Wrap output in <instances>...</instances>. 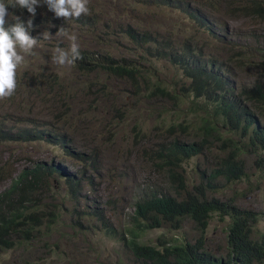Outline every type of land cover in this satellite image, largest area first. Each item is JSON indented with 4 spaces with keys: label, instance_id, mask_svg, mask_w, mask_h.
<instances>
[{
    "label": "trees",
    "instance_id": "trees-1",
    "mask_svg": "<svg viewBox=\"0 0 264 264\" xmlns=\"http://www.w3.org/2000/svg\"><path fill=\"white\" fill-rule=\"evenodd\" d=\"M137 1L183 16L169 17L165 11L164 18H170L173 26L168 29L160 19L156 21L151 9L144 19L137 17L132 5L131 18L118 20L121 15L114 10L121 4V10L126 9L123 0H89V15L67 21L56 18L43 0L35 17L26 9L7 5L5 27L17 23L14 17L25 25L31 19L30 34L40 39L35 64L49 71L60 67L53 61L55 49L67 50L71 43L52 23L75 24L84 37L74 33L83 59L68 69L70 74L23 70L17 79L26 76L27 93L0 104V182L12 178L0 191V250L36 238L49 241L42 226L62 222L61 210L66 208L64 199L50 194L51 177L56 174L65 181L76 198L75 182L94 183L93 177L82 176L83 168L89 165L99 171L105 164V140L118 145V157L124 161L123 172L114 175L123 180L130 178L129 170L141 173L139 187L106 200L117 213L114 218L99 204H86L85 209L74 207L69 219L76 228L90 230L85 218L90 208L106 234L125 247L128 257L119 264H264V228L259 226L264 210L241 202L264 182V166L259 173L249 171L254 163L261 168L260 159L264 162V31H248L254 22L246 20H262L256 25L264 28V0ZM221 5L225 14L218 9ZM228 19H235L236 26L231 27ZM176 23L185 24L180 34L174 33ZM42 30L54 34V49L44 42ZM240 36L247 37L239 40ZM125 39L145 50L138 59ZM162 58L176 70L170 73L154 64ZM100 72L105 83L100 82ZM84 81L82 99L88 109L77 112L75 95L67 88ZM119 81L132 91L102 108L105 113L99 116L101 109L93 99L101 91L110 95L106 83ZM36 94L41 101L33 99ZM133 107L137 111L129 117L128 109ZM72 118L76 125L65 124ZM128 118L135 122L130 124ZM39 142L60 147L64 158L57 162L19 154ZM138 157L151 165L150 172L137 163ZM67 159L78 162L79 178L66 172ZM239 184L247 192L242 200ZM216 215L228 222L222 235L211 240L208 231ZM186 223L190 233L182 232ZM161 228L155 238L148 236ZM60 241L56 240L57 247ZM29 256L39 257V245Z\"/></svg>",
    "mask_w": 264,
    "mask_h": 264
},
{
    "label": "rangeland",
    "instance_id": "rangeland-1",
    "mask_svg": "<svg viewBox=\"0 0 264 264\" xmlns=\"http://www.w3.org/2000/svg\"><path fill=\"white\" fill-rule=\"evenodd\" d=\"M116 3L119 0H114ZM123 3H126V9L124 11L121 10V6L124 4H121L120 6H117V9H115V12H119V15L117 16V19L119 20L121 18H126L127 16L131 18L133 13L130 11V5H132L135 8V12H139L137 17L142 16L144 19L147 17V15L150 12V9L157 14L156 21L160 19V24L164 26V28L171 29L173 26L170 27V18H164L165 17V11L168 12L169 17L171 14L174 16H177L180 18L183 16L179 12H174L171 9L170 10H164V12H161L160 10H157L147 4H143L137 0H123ZM120 4V3H118ZM218 9L220 10V13L225 14L224 7L218 6ZM111 11V9H110ZM248 21H252L254 23L250 24L249 27H247L248 31H256L262 33L264 31V28H261L257 26L256 24L259 21L262 20H256L255 18H248L246 19ZM173 22V20H172ZM227 22L230 24L231 27H235L237 24V21L235 19H228ZM117 24H113V28H115ZM185 26V24H184ZM183 26V27H184ZM51 27L59 30L61 27H63V31L68 34L76 33L77 35L81 34L80 27H77L75 24H51ZM182 26L176 23V28H174V33L180 34L182 33ZM243 32V31H242ZM43 33H46L44 30H42L41 35ZM61 33V32H59ZM58 33V34H59ZM189 34L188 32H183V34ZM234 33V30H233ZM47 34V33H46ZM51 36H54L52 33ZM48 35V39H44V42L48 44L51 49H54V46L56 44L55 40ZM66 36V35H65ZM80 37H84L83 35H80ZM247 36H240L239 40H244ZM183 38V37H181ZM179 40V39H178ZM126 45L132 48L131 52L133 54V58L138 59L139 55L143 53L145 50L139 48L136 46L133 42H130L129 40L125 39ZM183 42L178 43L181 44ZM43 42H41V48H44ZM135 47L137 49H135ZM126 52H130V50L125 49ZM35 53L37 51L35 50ZM36 58H39L38 54H35L33 56H26L25 58V64L21 65L17 69V74L22 73V71H28V73H35L38 71H43L46 73H51L53 75L60 74L65 76L66 74H70L71 72L68 70L71 68V66H60L56 67L55 71H49V69L46 66L40 67L38 64H35ZM154 64H159L165 71L173 72L175 67L171 66L170 64L166 63V61L162 58L159 61L154 60ZM49 71V72H48ZM75 73V72H73ZM79 74V73H78ZM80 75V74H79ZM81 78H84V76L80 75ZM100 82L105 83L107 81L106 77L104 76V73L100 72L99 74ZM21 80V81H20ZM18 81L20 84H18L16 93L14 94L17 97H23L24 93L26 94L27 91L25 89V82H26V76H23L22 79L19 77ZM83 82H76L72 85V83L69 84L67 90H69L72 94L75 95L74 98V109H76L77 112H79L80 108H86L87 102L84 101L82 98L83 93V86H87L86 81ZM86 84V85H85ZM106 89L107 92L110 94H106L105 91H101L98 96H96L93 101L94 103L99 104V116L104 115L105 110L102 109L104 107H108L109 104H111L113 101L119 98H124L123 96L126 93H130L132 91V87L130 86L127 89V83L124 81L119 82H110L106 83ZM44 93H46L44 91ZM53 93V92H51ZM48 94V93H47ZM68 94V93H65ZM48 97H50V94H48ZM47 97V98H48ZM11 99H14L13 97H10ZM6 99H0V104L5 102ZM33 99L37 101H41L42 98L39 97L37 94L33 96ZM32 101V100H31ZM61 102L58 104L60 105ZM124 103V101H123ZM122 103V104H123ZM58 105V106H59ZM40 106H43L41 104ZM133 106V105H132ZM57 107V106H56ZM136 108L133 107L131 109H128V112H130L129 117L132 116L133 112H135ZM137 111V110H136ZM75 119L68 120L65 124H71L72 126L76 125ZM130 124H133L135 122V118H128ZM78 122V121H77ZM81 126H83L80 122H78ZM123 125V124H122ZM103 147V155H102V161L105 162L104 165H101L99 168V171L96 169L93 170L91 166L86 165V167L82 170V176L85 178L93 177L94 183L90 184L88 180H84L81 182V185L79 186L76 182L74 183V190L76 191V198L72 196L69 190V185L63 181L56 178V174L51 177V185L53 188L50 191V194L57 198L64 199L66 203V208L61 210V219L62 222H58L57 225L52 226L51 228H47L46 226H42L41 229H43L45 237L49 239V241H46V238H43L38 241V238L31 240L32 242H21L18 243L16 247L9 248L5 251L0 250V264H25V260L29 262V264H68L69 261L71 262H79L81 264H119L120 262H126L125 257H128V253H126V249L123 246V244L116 240L110 238L105 231V228L101 221L97 220L96 215L91 211L90 208H86V210L89 212L87 216L85 217L89 221V225H91V229L84 231L81 227L76 228L72 221L69 219L74 211V207L77 206V209H85L86 204H90L92 207H94L96 204H99L104 210L106 211L107 215L111 218H114L117 213L113 212L112 206H107L106 200L113 194H116L118 192H125V194H128L129 191L132 188H138L139 187V179L141 178V173L133 172L132 170L128 171V177L125 179H119L118 176L114 174H120L124 170V165L121 160V158L118 157V145H114L110 142H107L103 140L102 142ZM25 152L19 153V154H30L32 156H38L45 157L49 161H57L60 162L63 157L62 151L60 147H56L53 145H48L45 142H39L32 145L25 146ZM214 152H218V150H213ZM124 152L127 154V152L124 150ZM67 163L64 164V167L66 169V172L74 175L75 178H79V174L77 171L78 162H74V160L67 159ZM137 163L140 164L142 167H144L146 172L151 171V165L145 160H143L138 157ZM258 165H261V168L257 166V164H252L249 167V171L251 173H259L263 166L264 162L263 159H260L258 161ZM23 164H19V169H21ZM128 168V167H127ZM16 171L15 175L20 171ZM96 176H95V175ZM258 177L257 175H253V178L255 179ZM12 181V178H7L4 181L0 182V191L10 185ZM255 181V180H254ZM254 181H252L254 183ZM55 184V186H54ZM260 188H257L256 191L253 193H250L246 195L244 198L245 201H241L245 206L246 204L250 205L252 209H261L264 210V182L259 184ZM244 186L242 184L238 185L237 191L239 192V199L242 200L244 193L241 189ZM231 192V190H230ZM101 201V203H100ZM72 211V212H71ZM228 218L225 220H222L219 215H216L214 217L213 222L211 223L208 231V236L211 238V240H216L220 235H222L225 226L227 225ZM99 225V228H96V225ZM260 228H264V218L259 222ZM191 226L189 223H186L185 227L183 228L182 232H189L190 233ZM164 229H153L148 233V236L150 238H155L157 235L161 234ZM75 231L76 233H73ZM170 234H174V232L169 231ZM60 239V246L57 247L55 245L56 240ZM37 240V241H35ZM46 242V245H44ZM39 245V257H32L28 254H32L33 251L37 249V246ZM52 248L51 253H46L50 251ZM126 253V254H125Z\"/></svg>",
    "mask_w": 264,
    "mask_h": 264
},
{
    "label": "clouds",
    "instance_id": "clouds-1",
    "mask_svg": "<svg viewBox=\"0 0 264 264\" xmlns=\"http://www.w3.org/2000/svg\"><path fill=\"white\" fill-rule=\"evenodd\" d=\"M43 3L56 18H63L66 21L78 20L81 16L90 14L89 0H43ZM40 4L41 0H10L9 3L0 0V99L10 98L16 93L17 69L25 64L26 56L36 54L35 49L40 45V39L30 34L33 28L31 19L25 25L19 17H14L17 23L5 27L9 15L7 5L26 9L31 17H35L37 6ZM58 32L66 35L71 43L67 50L57 47L53 61L60 66H73L77 60L83 59L78 37L74 33L64 32L63 27ZM43 38L48 39V34L43 33Z\"/></svg>",
    "mask_w": 264,
    "mask_h": 264
}]
</instances>
